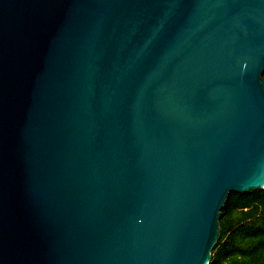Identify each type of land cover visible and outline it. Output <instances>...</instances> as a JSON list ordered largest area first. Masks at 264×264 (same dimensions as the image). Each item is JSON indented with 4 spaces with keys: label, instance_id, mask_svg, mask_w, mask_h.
<instances>
[{
    "label": "water",
    "instance_id": "obj_1",
    "mask_svg": "<svg viewBox=\"0 0 264 264\" xmlns=\"http://www.w3.org/2000/svg\"><path fill=\"white\" fill-rule=\"evenodd\" d=\"M263 71L264 0H0V264H208Z\"/></svg>",
    "mask_w": 264,
    "mask_h": 264
},
{
    "label": "trees",
    "instance_id": "obj_2",
    "mask_svg": "<svg viewBox=\"0 0 264 264\" xmlns=\"http://www.w3.org/2000/svg\"><path fill=\"white\" fill-rule=\"evenodd\" d=\"M218 222L208 264H264V190L229 192Z\"/></svg>",
    "mask_w": 264,
    "mask_h": 264
},
{
    "label": "built area",
    "instance_id": "obj_3",
    "mask_svg": "<svg viewBox=\"0 0 264 264\" xmlns=\"http://www.w3.org/2000/svg\"><path fill=\"white\" fill-rule=\"evenodd\" d=\"M261 190H264V186L262 187V189Z\"/></svg>",
    "mask_w": 264,
    "mask_h": 264
}]
</instances>
